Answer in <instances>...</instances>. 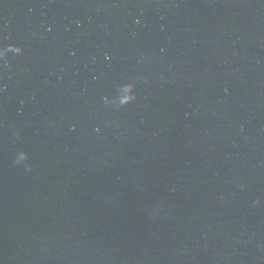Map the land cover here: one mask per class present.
<instances>
[{
  "label": "water",
  "instance_id": "obj_1",
  "mask_svg": "<svg viewBox=\"0 0 264 264\" xmlns=\"http://www.w3.org/2000/svg\"><path fill=\"white\" fill-rule=\"evenodd\" d=\"M0 51V264H264V0H0Z\"/></svg>",
  "mask_w": 264,
  "mask_h": 264
},
{
  "label": "clouds",
  "instance_id": "obj_2",
  "mask_svg": "<svg viewBox=\"0 0 264 264\" xmlns=\"http://www.w3.org/2000/svg\"><path fill=\"white\" fill-rule=\"evenodd\" d=\"M10 48H13L14 50H16V51H20V49L19 48H17L16 46H14V45H10L9 46ZM7 49H5V50H3V51H6ZM3 54V52L2 51H0V55H2Z\"/></svg>",
  "mask_w": 264,
  "mask_h": 264
}]
</instances>
